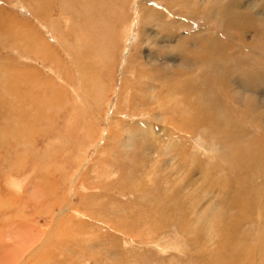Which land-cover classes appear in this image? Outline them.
<instances>
[{
	"label": "rangeland",
	"instance_id": "rangeland-1",
	"mask_svg": "<svg viewBox=\"0 0 264 264\" xmlns=\"http://www.w3.org/2000/svg\"><path fill=\"white\" fill-rule=\"evenodd\" d=\"M35 1L0 0V264H264V0Z\"/></svg>",
	"mask_w": 264,
	"mask_h": 264
},
{
	"label": "bare ground",
	"instance_id": "bare-ground-1",
	"mask_svg": "<svg viewBox=\"0 0 264 264\" xmlns=\"http://www.w3.org/2000/svg\"><path fill=\"white\" fill-rule=\"evenodd\" d=\"M35 2H37V3H43V2H45V4L47 3V0H39V1H35ZM72 2V1H71ZM68 3V1H65V4H67ZM100 3V2H99ZM84 4H86V2L84 3ZM70 2H69V4H67V6H69L70 7ZM105 5V4H104ZM35 6V5H34ZM66 6V7H67ZM92 6V5H91ZM37 7V6H36ZM42 7L44 8V5H42ZM88 7V6H87ZM96 7V6H95ZM41 8V7H40ZM84 8V7H83ZM47 9V8H46ZM82 9V8H81ZM97 9H100L99 8V6H98V8ZM90 10V9H89ZM218 13H215L214 12V14H215V16H220L221 14L219 13V11H217ZM35 13H36V11H35ZM230 13V12H229ZM235 14V13H234ZM38 15V14H37ZM36 15V16H37ZM92 15V14H91ZM35 16V17H36ZM151 16H152V14H151ZM235 16V15H234ZM95 17V16H94ZM211 17H213V16H211ZM151 18V17H150ZM95 19V18H94ZM93 19V20H94ZM236 20H237V18H233L232 19V21L231 22H233V23H236ZM95 21V20H94ZM99 21V20H98ZM96 22V21H95ZM97 23V22H96ZM228 23H230V22H228V21H226V23H225V25L227 26V27H229V25H228ZM105 25V24H104ZM128 27V26H127ZM125 29H127V28H125ZM124 29V30H125ZM255 29V28H254ZM130 30V29H129ZM96 31V30H95ZM127 31V30H126ZM125 31V33H123V34H126L127 32ZM128 33H129V31H128ZM126 36H128V35H126ZM100 38V37H99ZM202 39V38H201ZM100 40V39H99ZM112 41V40H111ZM100 42V41H99ZM258 42V41H257ZM105 45V44H104ZM110 46V45H109ZM109 46L108 47H106V45H105V47H106V49L107 50H109ZM39 50H43V52H44V55H47V57L50 55V54H48L49 52H50V50H49V52H48V48L47 47H45V49L44 48H42V46H41V44H40V47H39ZM88 50V49H87ZM104 51H106V50H104ZM97 53V52H96ZM105 53V52H104ZM95 54V53H94ZM99 54V53H98ZM90 56V55H89ZM92 56V55H91ZM92 58V57H91ZM150 60H151V58H150ZM152 61V60H151ZM57 67V66H56ZM86 78V77H85ZM255 80H256V78H255ZM257 82H262L261 83V85L262 84H264V79H263V76L262 77H260V78H258V80H257ZM248 86V85H247ZM257 86V85H256ZM260 86V85H259ZM78 91V90H77ZM251 91V90H250ZM170 109V108H169ZM198 110V109H197ZM204 113H206V112H204ZM206 115H208V112H207V114ZM203 116V115H202ZM191 118V117H190ZM208 118H210V117H208ZM186 119H189V118H186ZM202 119V117H201V115H200V113L198 114H196L195 116H193L189 121H197V120H201ZM186 121V120H185ZM209 121V120H208ZM187 122V121H186ZM203 123V122H202ZM211 130V129H210ZM28 131V130H27ZM1 132H2V130H1ZM26 132V131H25ZM17 134H18V130H17ZM13 138L14 139H17L16 138V136H15V134L13 133ZM13 148V147H12ZM207 148V147H206ZM215 151V150H214ZM8 156V155H7ZM254 175V174H253ZM11 177V176H10ZM256 177V176H255ZM224 178V177H223ZM222 178V179H223ZM225 179V178H224ZM223 179V180H224ZM239 179H241V178H238V180ZM221 180V179H220ZM225 181V180H224ZM241 181V180H240ZM258 181V180H257ZM17 182H18V180H17ZM21 183V182H20ZM16 184V183H15ZM14 184V181L12 180V179H10V185H15ZM19 186V185H18ZM21 188V187H20ZM20 188H18V189H20ZM15 189H17V188H15ZM151 197V196H150ZM149 198V197H148ZM240 198V197H239ZM241 199V198H240ZM237 204L238 205H236V203H233V207H231V210H234L235 209V207H237L238 206V208H239V206H241V205H244V201L242 202V203H238V201H237ZM224 215V214H223ZM227 215V214H226ZM216 216V215H215ZM214 219V218H213ZM220 219L223 221V224H224V226L227 224V222H228V219L227 220H224V218L223 217H220ZM206 222H207V227H208V230H212L213 231V229H215V227L212 225V222H213V220L211 219V218H208V219H204ZM231 220V219H230ZM229 220V221H230ZM239 223V222H238ZM238 223H228L227 225H226V230H227V232L228 233H226V232H224L225 231V229L224 230H222V237H221V245H222V248L224 249V251H225V249L227 250H229L230 252H232L233 250H231V249H229V246L232 244H228V242L230 241V239H229V237H230V235L232 234V229H231V227H232V224H234V225H237V226H239L240 225V223L238 224ZM242 224V223H241ZM183 225V224H182ZM221 236V235H220ZM264 240V239H263ZM264 242V241H263ZM233 245V244H232ZM251 245V244H250ZM251 247V246H250ZM248 248V247H247ZM250 249V248H249ZM227 250V251H228ZM33 251V250H32ZM228 251V252H229ZM235 251V254L236 255H238L239 254V251H236V250H234ZM250 251V250H249ZM253 252V251H252ZM34 254V253H33ZM229 254V253H228ZM233 254H234V252H233ZM233 254H230L231 256L233 255ZM218 255V254H217ZM247 255V254H246ZM241 256H243V255H241ZM218 257V256H217ZM249 257V256H248ZM234 258V257H233ZM240 258V257H239ZM243 258V257H242ZM223 259V258H222ZM230 259V258H229ZM213 260H214V263L215 264H219V262H218V260L216 259V257L214 256L213 257ZM233 260V259H232ZM221 262H226L227 263V261H221ZM228 262H230V261H228ZM232 262V261H231ZM233 263V262H232Z\"/></svg>",
	"mask_w": 264,
	"mask_h": 264
}]
</instances>
